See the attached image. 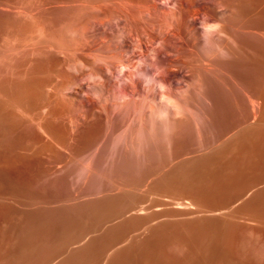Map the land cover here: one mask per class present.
I'll list each match as a JSON object with an SVG mask.
<instances>
[{
	"label": "rangeland",
	"instance_id": "rangeland-1",
	"mask_svg": "<svg viewBox=\"0 0 264 264\" xmlns=\"http://www.w3.org/2000/svg\"><path fill=\"white\" fill-rule=\"evenodd\" d=\"M183 1L0 0V264H264V0ZM144 31L169 36L166 119L115 96Z\"/></svg>",
	"mask_w": 264,
	"mask_h": 264
},
{
	"label": "bare ground",
	"instance_id": "bare-ground-1",
	"mask_svg": "<svg viewBox=\"0 0 264 264\" xmlns=\"http://www.w3.org/2000/svg\"><path fill=\"white\" fill-rule=\"evenodd\" d=\"M123 1V0H122ZM151 1H153V0H151ZM155 1V3L157 2L158 3V5L157 6H161L162 8H164V9H166V11H168L167 9L169 8V10H171V8L170 7H173L172 8V10H181V12H183L184 11V9L186 10L188 7H187V5H188V2L187 1H183V0H154ZM197 1H199V0H197ZM137 2V1H136ZM191 2H192V0H191ZM196 1H194V3H195ZM120 3V2H119ZM132 3V2H131ZM150 3V2H149ZM193 3V2H192ZM193 3V4H194ZM197 3V2H196ZM121 4V3H120ZM126 4H127V1H126ZM135 4H139V3H135ZM122 5V4H121ZM124 5H125V3H124ZM123 5V6H124ZM153 5V4H152ZM151 5V6H152ZM131 6V5H130ZM150 6V5H149ZM191 7V6H190ZM195 8V7H194ZM193 8V9H194ZM130 9H131V7H130ZM146 9V8H145ZM158 9V8H157ZM152 10V9H151ZM156 10V9H155ZM171 10V11H172ZM183 10V11H182ZM189 10H190V8H189ZM195 10V9H194ZM197 10H198V8H197ZM148 11V10H147ZM159 11H161L162 12V10H159ZM188 11V10H187ZM169 12V11H168ZM175 12V11H174ZM185 12V11H184ZM190 12H191V10H190ZM192 12H193V10H192ZM203 11H201V13H202ZM164 13V12H163ZM173 13V12H172ZM187 13V12H186ZM127 14V13H126ZM165 14V13H164ZM163 14V15H164ZM190 14V13H189ZM171 15V14H170ZM175 15V14H174ZM187 15V14H186ZM206 15V14H205ZM168 16V15H167ZM166 16V17H167ZM172 16V15H171ZM189 16V15H188ZM174 17V16H173ZM180 17H183L182 15L180 16ZM184 17H185V15H184ZM190 18V20H191V22H192V24L197 28V26H200L199 28H200V31L202 32V39L204 40V43L203 44H205L204 45V47L205 46H207V48H209V47H217V45L215 44V41H214V44H213V40H214V35L216 34V31L212 34V35H210V36H208L207 38L205 37V33H204V30L201 28V24L203 23V24H207V25H209V26H212V25H218V24H211V20L209 21L208 19H205V17H201L200 16V13H193V14H190V16H189ZM125 18V17H124ZM124 18H123V20H124ZM206 18H210V17H206ZM120 19V18H119ZM132 19H133V17H132ZM176 19V18H175ZM174 19V20H175ZM185 19V18H184ZM122 20V21H123ZM128 20V17H127V19H126V21ZM134 20V19H133ZM169 20V19H168ZM178 20V19H177ZM121 20H119L118 22H120ZM131 21V20H130ZM180 21V20H179ZM183 21V20H182ZM117 22V23H118ZM123 22H125V21H123ZM122 22V23H123ZM178 22V21H177ZM187 22H188V20H187ZM126 23V22H125ZM129 24H130V22H128ZM183 23V22H182ZM185 23V22H184ZM213 23V22H212ZM186 24V23H185ZM121 25V24H120ZM124 25V24H123ZM131 25V24H130ZM106 26H108V25H106ZM116 26H117V24H116ZM119 26V25H118ZM179 26V25H178ZM186 26V25H185ZM101 27V26H100ZM125 27H127V25H125ZM132 27V26H131ZM99 28V27H98ZM102 28V27H101ZM110 28H111V26H110ZM116 28H118V27H116ZM177 28V27H176ZM188 28V27H187ZM186 28V29H187ZM190 28V27H189ZM104 29V28H103ZM126 29V28H125ZM124 29V30H125ZM169 29L170 28H168L166 31H168L167 33H169L168 35L170 36V35H172L171 37L173 38V33H171L170 34V32H169ZM98 30V29H97ZM100 30V29H99ZM117 30V29H116ZM123 29H121V27H120V29H118V31L116 32V33H118L119 35H117L118 36V38H121V37H124V36H126V38H127V32L125 33V31H124ZM126 31H127V29H126ZM162 31V30H161ZM191 31V30H190ZM189 31V32H190ZM98 32V31H97ZM102 32V31H101ZM128 32H130V30H128ZM151 32H156V31H151ZM158 32H160V31H158ZM163 32H165L164 30H163ZM176 32V31H175ZM174 32V33H175ZM193 33V32H192ZM129 34V33H128ZM145 34V35H144ZM144 34H142V36H140V35H138L137 37H139L138 39H139V43H137V44H139V45H137L136 44V41H138V40H135V39H133L134 41H135V44L137 45V48L139 49L138 50V52H136V51H134L133 49H132V47H133V44H132V47L129 45V44H124L125 46L124 47H122L123 48V54L121 55V58H119L120 59V61H118L117 60V57H116V60L118 61L117 63H114V64H111V65H109V66H111L109 69H111V73L113 74V75H115L116 76V74H118V75H120L119 73H123V75H122V78L120 77L119 79H121L120 80V82H123L120 86L119 85H117L118 87L116 88V91H115V96H116V98L118 99V100H122V103H124V102H127V100L129 101V99L131 98H135V96H140L139 98H141L142 100H143V102L145 103V101H151V102H156V101H160L159 103H158V106H160L159 108L161 109L159 112L160 113H162L161 114V116H164L165 115V118H163V119H166V116H169V115H171L172 113H171V111H173L172 109H174L173 107L176 105H174V103L176 102H173L172 101V95L170 96V94L171 93H174V92H171L170 93V91H171V88L174 86V85H172V83L174 82H172V80H173V78L174 77H172V76H175V74L172 72L173 70H171L170 71V68L169 67H171V65H170V63L168 62L167 63V55H166V52L167 53H169V51H168V49H167V44L169 45V43L168 42H166V40L169 38V36L167 37V39H164V36H163V39H162V35H163V33H162V35H160V37L161 38H159V37H156V36H154V35H152V34H149L148 32L147 33H145V31H144ZM165 34V33H164ZM177 34H178V32H177ZM144 35V36H143ZM179 35V34H178ZM114 36V35H113ZM218 36V35H217ZM133 37V36H132ZM116 38V37H115ZM114 38V39H115ZM177 38V35L175 36V38L174 39H176ZM215 38H217L216 36H215ZM113 39V38H112ZM127 39H130V38H127ZM173 39V40H174ZM201 39V40H202ZM115 40H117V38L115 39ZM131 40H132V38H131ZM178 40V39H177ZM176 40V41H177ZM200 40V39H199ZM199 40H198V42H199ZM111 41V40H110ZM169 41V40H168ZM171 41H172V39H171ZM175 41V42H176ZM113 42V41H112ZM114 42H118V40L117 41H114ZM121 42H122V40H121ZM132 42V41H131ZM217 42V41H216ZM130 43V42H129ZM170 44H172V43H170ZM118 45V44H117ZM115 46V45H114ZM119 46V45H118ZM199 46H200V44H199ZM121 47V46H120ZM172 47V46H171ZM203 47V48H204ZM115 48V47H114ZM135 48H136V46H135ZM134 48V49H135ZM136 48V49H137ZM206 48V47H205ZM211 48V50H213ZM167 49V50H166ZM210 49V48H209ZM216 49H218V48H216ZM119 50V49H118ZM120 50H121V48H120ZM210 50V51H211ZM219 50V49H218ZM117 51V50H116ZM166 51V52H165ZM172 52V51H171ZM170 52V53H171ZM211 52H217V51H211ZM219 52V51H218ZM133 55H132V54ZM117 54H118V52H117ZM131 54V56L129 57V56H127V55H130ZM119 55V54H118ZM168 56H169V54H168ZM165 57V58H164ZM171 59V58H170ZM172 61V60H171ZM111 62H116V61H111ZM172 65H173V63H172ZM172 67H174V66H172ZM108 69V68H107ZM126 69V70H125ZM172 69V68H171ZM104 70V69H103ZM125 70V71H124ZM107 71V70H106ZM110 71V70H109ZM124 71V72H123ZM91 72V71H90ZM104 72V71H103ZM172 72V73H171ZM94 74V72H91L90 74ZM97 74H99V72H96ZM88 74V73H87ZM101 74V73H100ZM100 74H99V76H100ZM105 74H106V72H105ZM109 74V73H108ZM111 74V75H112ZM174 74V75H173ZM110 75V76H111ZM117 75V76H118ZM86 76V75H85ZM89 76V75H88ZM91 76V75H90ZM97 76V75H96ZM109 76V75H108ZM134 76H137L139 79H137V80H140V81H134ZM98 77V76H97ZM112 77V76H111ZM119 77V76H118ZM92 78V77H91ZM102 78H103V76H102ZM97 79V78H96ZM99 79V78H98ZM97 79V80H98ZM106 79V78H105ZM115 79H117V78H114V80ZM126 79H129V81L131 82V83H128L129 81H127V82H125V80ZM88 80H91L90 78L88 79ZM95 81L93 84L91 83V86L94 88V89H96V88H98V86H97V84L99 83L98 81ZM100 80H101V78H100ZM99 80V81H100ZM118 80V79H117ZM116 81V80H115ZM92 82V81H91ZM102 82V81H101ZM114 82V81H113ZM117 82V81H116ZM119 82V83H120ZM108 83V82H107ZM111 84H113V83H111ZM87 85H89V84H87ZM99 85V84H98ZM106 85V84H105ZM101 86V85H100ZM111 86V85H110ZM172 86V87H171ZM100 88V87H99ZM108 88V87H107ZM104 89V88H103ZM177 90V89H176ZM261 90V89H260ZM262 90H263V88H262ZM105 90H103L102 92H104ZM173 91V90H172ZM90 92V91H89ZM97 92V91H96ZM260 92V91H259ZM258 92V94H260ZM105 93V92H104ZM103 93V94H104ZM170 93V94H169ZM262 93L264 94V92L262 91ZM95 94V93H94ZM114 94V93H113ZM175 95V94H174ZM111 96V95H110ZM143 96V97H142ZM176 96V95H175ZM259 96V95H258ZM261 96V95H260ZM262 97V96H261ZM263 98H264V96H263ZM113 99V98H112ZM138 99V98H137ZM171 99V100H170ZM258 99H260V98H258ZM115 100V99H114ZM117 100V101H118ZM135 100H136V98H135ZM174 100V99H173ZM260 100H263V99H260ZM124 101V102H123ZM141 101V100H140ZM130 102V101H129ZM129 102H127V104L129 103ZM134 102V99H133V101L131 102V103H133ZM142 102V103H143ZM173 102V103H172ZM259 102H261V101H259ZM120 103V102H119ZM137 103V102H136ZM177 103V102H176ZM257 103V102H256ZM116 104H118V103H116ZM126 104V103H125ZM146 104H147V102H146ZM149 104V103H148ZM151 104V103H150ZM178 104V103H177ZM264 104V103H263ZM120 105V104H119ZM122 106H123V104H121ZM141 105V104H140ZM145 105V104H144ZM259 105V104H258ZM261 105V104H260ZM142 107H143V105H141ZM256 106V105H255ZM255 106H253V107H255ZM264 106V105H263ZM262 105H261V107H263ZM119 107H121V106H119ZM146 107V106H145ZM151 107V106H150ZM155 107V106H154ZM154 107L150 110V113H149V115H150V117L151 118H155L156 117V114H157V112H155V114H153L154 112ZM156 107H157V105H156ZM179 107V106H178ZM256 107H258V106H256ZM141 108V107H140ZM144 108V107H143ZM175 108H177V106L175 107ZM147 109H148V107H147ZM153 110V111H152ZM177 110H178V108H177ZM176 110V111H177ZM253 110H256V109H253ZM263 110V109H262ZM179 111V110H178ZM259 111V110H258ZM158 112V113H159ZM139 113V112H138ZM141 114V113H140ZM142 114H144V113H142ZM147 114V113H146ZM148 115V114H147ZM172 115H175V113L174 114H172ZM171 115V116H172ZM170 116V117H171ZM149 117V118H150ZM174 117V116H173ZM150 118V119H151ZM174 119V118H173ZM168 120V119H167ZM162 122H164V121H162ZM167 123V122H166Z\"/></svg>",
	"mask_w": 264,
	"mask_h": 264
},
{
	"label": "clouds",
	"instance_id": "clouds-1",
	"mask_svg": "<svg viewBox=\"0 0 264 264\" xmlns=\"http://www.w3.org/2000/svg\"><path fill=\"white\" fill-rule=\"evenodd\" d=\"M201 28L204 30L205 37L207 38L208 36L212 35L219 28V25L209 26L207 24L202 23Z\"/></svg>",
	"mask_w": 264,
	"mask_h": 264
}]
</instances>
